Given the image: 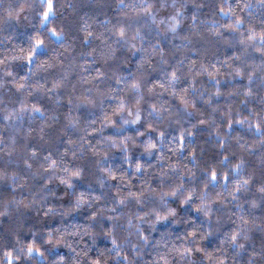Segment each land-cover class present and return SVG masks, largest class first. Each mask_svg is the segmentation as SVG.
I'll list each match as a JSON object with an SVG mask.
<instances>
[{
	"label": "trees",
	"instance_id": "obj_1",
	"mask_svg": "<svg viewBox=\"0 0 264 264\" xmlns=\"http://www.w3.org/2000/svg\"><path fill=\"white\" fill-rule=\"evenodd\" d=\"M52 3L54 14L41 24V0H0V264H8L9 250L13 264H93L97 259L101 264H264V194L258 191L264 185V51H257L264 48V0ZM145 5L151 6V15ZM229 6L232 20L239 16L243 21L235 30L222 27L229 20L219 10ZM174 16L179 23L172 31ZM120 27L124 40L117 35ZM51 28L62 36L47 39ZM37 32L46 37V47L29 65L16 57L22 49L26 54ZM174 71L177 94L168 86ZM208 72L220 81L219 94ZM184 89L187 111L179 99ZM137 96L143 97L139 104ZM121 100L126 104L123 118L134 119L140 108L141 121L122 123L116 112ZM153 104L161 109V119L149 115ZM149 123L154 127L148 128ZM137 130L145 135L138 137ZM159 131L165 133L162 148L149 156L143 142ZM122 136L132 137L129 159L112 146ZM49 154L61 167L84 168L74 193L61 183L60 167L45 172ZM137 161L143 165L140 172ZM212 170L218 178L208 184L205 172L210 178ZM52 172L57 175L48 179ZM181 179L184 195L195 189L196 197H205L211 206L208 216L195 211L199 199L182 210L180 196L167 197V206L159 199L161 191ZM244 179L249 180L246 190L233 200L236 181ZM81 192L86 200L101 198L92 201V209H71L70 201ZM129 192L143 193L142 202L131 197L116 203ZM167 207L178 208L176 217L153 225L154 210L163 215ZM190 232L196 234L194 243ZM234 232L242 249L232 244ZM29 243L44 256L18 252ZM186 247L194 248L191 257L184 255Z\"/></svg>",
	"mask_w": 264,
	"mask_h": 264
},
{
	"label": "snow or ice",
	"instance_id": "obj_2",
	"mask_svg": "<svg viewBox=\"0 0 264 264\" xmlns=\"http://www.w3.org/2000/svg\"><path fill=\"white\" fill-rule=\"evenodd\" d=\"M41 5L43 6V12L40 13L39 18H40V23L44 24V21L48 20L50 15L54 14V12H53L54 6H53V3H52V0H41ZM150 8H151L150 5H145L144 6V11L147 12L149 15H151ZM219 11H220L221 14L224 15V18L229 20V23L226 24V25H223L222 27L232 28V29L235 30L238 27L242 26L243 21H242V19L239 16H236L234 21L232 20V17H231V6H229V8H227V9L224 8V7H221ZM180 14H181V10L177 9L176 16H179ZM171 19H173L174 23L172 25H170V28H171L172 31H175L176 25L179 23V20H177L175 16L172 17ZM193 19H195V16H193ZM47 32H48L47 39H50L52 37H60V36H62V33H58L54 28L47 29ZM91 35H92L91 32H89L88 36L85 37V40H88L89 37H91ZM117 35L121 38V40L125 39L124 27H120L118 29ZM137 35H139V33H137ZM248 39L252 40L253 39V35H249ZM260 39H261V42L264 43V36H261ZM45 40H46V37H44L41 33L37 32L36 36L31 38L30 41H29V47H28V50H27L26 54H24V50L22 49L21 50V56L16 57V58L17 59H24L27 62V64H29V65L33 64L38 56L44 54L40 50L41 49H45V47H46ZM130 47L135 49L136 46H135V44H131ZM257 51H264V48L257 49ZM160 52H161V54H163V48H160ZM202 71L207 72L208 70L206 68H203ZM97 72H100V70L97 69ZM236 72H237V75H239L240 74V69L237 68ZM100 75H103V73H100ZM208 75L212 79V81L217 85V94H219L220 81L218 79H216V77L213 76V74L211 72H208ZM250 78H251V76H250ZM178 79L179 78H178V76L176 75V73L174 71L171 74V77L169 79V85H168L169 87H172V94H177L176 93V89H175V87H173V85L178 81ZM119 82L120 81L118 80L117 83H119ZM54 87H55V85H54ZM132 87H133V89H137V90L139 88L138 84L135 81L133 82ZM160 87L163 88V87H165V85L161 84ZM149 91H151V89H149ZM183 91H184V95H180L179 99L181 100L182 104L184 105L185 111H187V108L190 106V101L187 98V89H184ZM202 96H203V94H202ZM142 99H143L142 96H137L136 103L139 104ZM206 102L207 103H211V97H209ZM70 103H71V101H70ZM194 103H195V101L193 100L191 102V104L194 105ZM125 107H126L125 102L123 100H121L119 105H118V107H117V109H116V112L121 114L120 115V119L122 120L123 124H129V123L137 124L139 121H141L142 116H141V109L140 108H136L134 119H132V120L124 119L123 118V111H124ZM33 110L35 112H40V108L38 106H36V105H33ZM128 115L129 116H133V111L131 109L128 110ZM149 115L150 116H155L157 119H161L162 118L161 109H158L153 104L151 106V108L149 109ZM105 119L107 120V122L109 124L114 123L113 120L108 119L107 117H105ZM242 122H243L242 120H237L236 121V123H242ZM199 123L203 124L204 121L201 120ZM232 123H233V121L231 119H229L228 120V127L229 128H231ZM153 127H154L153 124H151V123L148 124V128L151 129ZM256 128H257V131H261V128H260L259 124L256 125ZM136 135L138 137L142 138L145 135V132L137 130L136 131ZM187 135L188 136H192V135H194V133L189 132V133H187ZM164 136H165L164 131H159L158 133H156V138H153V136L151 134H148V139L143 142V148H144V150L147 152V154L149 156L158 155L156 150L162 148L161 141L163 140ZM130 139H132V137H130V136H122V137H120V144H116L115 142L112 144L113 147H120L121 148L122 153L125 154V159H129L128 156H127V153L129 151L127 141L130 140ZM183 140H184V136L181 135V137H180V147H181V149H183V147H184ZM220 144L223 147L224 141L221 140ZM32 152H33V155H35V149H33ZM61 159H63V158H61ZM224 159L226 160L227 157H225ZM192 160L193 161L195 160L194 156L192 157ZM25 163H27V161H25ZM44 163L47 164V169H45V172H47L48 169H54L56 167H60L61 175L59 176V179H60L61 183L65 184L67 186V189H70L73 193L75 192L76 181H78L82 177L83 172H84V168L82 166L64 165V166L61 167L58 164L57 160L51 158V154H49V155L44 157ZM96 163L99 166L102 162L98 160ZM28 167L31 168V165L28 164ZM234 167H237V166H234ZM135 168H136L137 172H140L142 170V168H143V165L139 161H137V163L135 165ZM101 171L104 172V173H107L108 175H111V176L115 175V173L112 172V170L110 168H102ZM52 175H57V174L55 172H52L51 175L48 177V179H51ZM161 175L163 176L165 174L161 173ZM190 175H191V173H190ZM181 177H182V174H181ZM205 178H206L208 184H212V182L217 180L218 173L215 170H212L210 178H209L208 173L205 172ZM225 179H228V177L225 176ZM47 182L48 181L46 180L45 183H47ZM163 183H164V181H161V184H163ZM101 184H103V180L101 181ZM248 184H249V180L248 179H244L243 182H241L239 180L236 181V188H234L232 190V193H231L233 200H236V199L239 198L240 189L243 188V189L246 190ZM150 191L155 193V189H150ZM194 191H195V189H190L188 191V194L184 195V192H185L184 183H183V179H181V183L176 184L175 186H170L169 191H161L158 195H159V199L163 202V204L165 206H167V204H168L167 197H177V196L182 197L179 200V205H178V207L181 210L183 209V206L191 205L194 200L199 199L200 203L195 205V211L197 213L203 212V214L205 216H208L210 211H211V206L205 204V197L204 196L199 197V198L196 197L194 195ZM258 191L260 193L264 194V185H261L258 188ZM101 195H103V193H101ZM131 197H135L136 198V203L140 204L142 202L143 193L129 192L127 197H122V198L117 199L116 203L117 204H124ZM100 198H101L100 196H91V197H88L87 200H86L85 194L83 192H81L76 197V199L74 201H70V208L74 210V209H80V208L86 206L87 208L92 209L93 208L92 201L93 200H99ZM253 204H255V201H253ZM111 211L115 212L116 209L112 208ZM177 211H178L177 207H167V211L163 215H161L160 211H155L154 210L155 218H154L153 221H151V223L153 225H155L158 222L167 221L169 217H173L174 218L177 215ZM91 215H92L93 218H96L98 214H97L96 211H92ZM112 219L113 218L111 216L108 217V221L109 222L112 221ZM172 222L175 223L176 222L175 219H173ZM245 223H247V222L245 221ZM189 236L192 237V240L190 241V243H194L195 240H196L195 232H190ZM52 238H53V232L49 231L48 232L49 241H51ZM140 238L142 240H146V237H144L143 234H141ZM202 238L203 237H201V239ZM231 240H232V244L235 245L237 249H242L244 247L243 244L237 243L238 234L236 232H234L232 234ZM57 243H60V241L57 240ZM112 244L114 246V250H117L119 248V245H117V242H116L115 238L112 239ZM135 247L136 246L133 245V248H135ZM195 250L196 251H203V249L199 248V246H197L195 248ZM193 251H194L193 247H186V248L183 249L184 255H187L189 257H191ZM18 252H23L27 256H31V254L33 252H35L40 257L44 256L43 251L40 248L35 247L32 243L28 244L26 250L23 247H21L18 250ZM119 254L120 253L117 250V256H119ZM253 254L255 255V253H253ZM6 256L8 257V264H13V256H12V251L11 250H9L6 253ZM19 258H20L19 255H17L15 257V259H17V260ZM205 258H208V257L206 256ZM60 260L63 261L64 258L60 257ZM124 260L126 261L127 257H125ZM93 264H101V262H100L99 259H97V260L93 261Z\"/></svg>",
	"mask_w": 264,
	"mask_h": 264
}]
</instances>
